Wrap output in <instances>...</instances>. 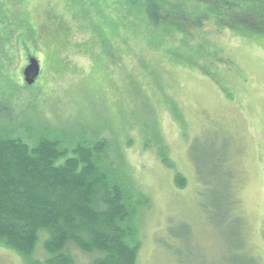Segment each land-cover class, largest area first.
<instances>
[{"label": "rangeland", "instance_id": "374dc122", "mask_svg": "<svg viewBox=\"0 0 264 264\" xmlns=\"http://www.w3.org/2000/svg\"><path fill=\"white\" fill-rule=\"evenodd\" d=\"M26 2L36 28L49 7L60 14L65 4ZM69 17V33L51 37L43 27L42 40L26 56L16 54L0 84L10 85L16 108L34 106L48 122L62 121L63 136L100 131L99 136L121 140L134 185L149 197L136 264H264V40L208 23L199 36L203 42L189 48L179 47L177 37L156 45L138 37L127 48H116V59L107 66L99 50L80 47L89 37L84 19L78 25ZM189 56L194 67L185 63ZM29 57L39 64L31 84L23 75ZM225 140L234 172L209 160L218 158ZM218 172L224 177L213 179ZM175 173L186 179L181 189L174 185ZM224 174L237 198L236 223L207 220L203 209L212 191L226 183ZM72 253L77 264H90L95 256ZM0 264L24 263L0 246Z\"/></svg>", "mask_w": 264, "mask_h": 264}, {"label": "trees", "instance_id": "16d2710c", "mask_svg": "<svg viewBox=\"0 0 264 264\" xmlns=\"http://www.w3.org/2000/svg\"><path fill=\"white\" fill-rule=\"evenodd\" d=\"M32 12L26 0H0L2 76L16 54L20 58L32 52L44 28L51 37L69 33L67 14L72 23L86 22L89 37L80 47L99 50L107 66L116 59V48H127L128 41L138 37L155 45L177 37L179 47L189 48L202 41L199 36L208 23L239 28L254 41L264 40V0H65L60 14L52 7L46 10L37 28ZM184 59L194 67L191 56ZM9 86L0 84V246L15 252L24 264H77L73 249L94 254L90 264H136L139 223L149 197L134 185L121 140L99 136L100 131L63 136L59 119L48 122L34 106L11 105ZM140 108L149 111L146 104ZM222 149L217 155L221 161L215 155L209 160L231 169L227 140ZM222 176L218 172L213 179ZM225 176L226 183L212 191L211 203L203 209L207 220L234 218L236 223L237 198L227 187L230 176ZM173 182L180 189L186 185L179 173ZM238 242L243 249V235Z\"/></svg>", "mask_w": 264, "mask_h": 264}, {"label": "water", "instance_id": "95a60500", "mask_svg": "<svg viewBox=\"0 0 264 264\" xmlns=\"http://www.w3.org/2000/svg\"><path fill=\"white\" fill-rule=\"evenodd\" d=\"M28 65L23 70L24 80L27 84H31L39 74V64L34 57H29Z\"/></svg>", "mask_w": 264, "mask_h": 264}]
</instances>
